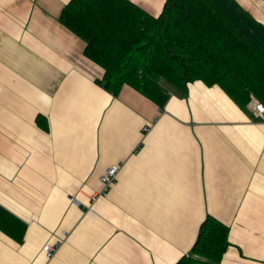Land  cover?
Returning a JSON list of instances; mask_svg holds the SVG:
<instances>
[{"label": "crops", "instance_id": "crops-1", "mask_svg": "<svg viewBox=\"0 0 264 264\" xmlns=\"http://www.w3.org/2000/svg\"><path fill=\"white\" fill-rule=\"evenodd\" d=\"M69 1L0 0V207L25 225L0 230V264H175L208 216L229 227L220 264H264V120L202 81L164 83L162 109L112 96L59 21ZM128 1L158 17L166 0ZM219 5L264 55V0Z\"/></svg>", "mask_w": 264, "mask_h": 264}, {"label": "trees", "instance_id": "trees-1", "mask_svg": "<svg viewBox=\"0 0 264 264\" xmlns=\"http://www.w3.org/2000/svg\"><path fill=\"white\" fill-rule=\"evenodd\" d=\"M219 1L166 0L158 17L128 0H70L60 23L85 43L103 70L96 83L117 97L127 85L162 109L164 83L179 90L202 81L241 109L264 105V55L224 13ZM0 230L22 242L25 225L0 207ZM229 227L208 216L187 255L175 264H220Z\"/></svg>", "mask_w": 264, "mask_h": 264}, {"label": "built area", "instance_id": "built-area-1", "mask_svg": "<svg viewBox=\"0 0 264 264\" xmlns=\"http://www.w3.org/2000/svg\"><path fill=\"white\" fill-rule=\"evenodd\" d=\"M248 108L257 116L264 120V105L260 103L255 98H251L250 103L248 104ZM147 129H144L146 131ZM120 170L119 165H112L104 169L102 175L100 176V183L102 185V189L100 192L91 195V202L95 203L100 197H105L108 193L109 188L114 184L118 172ZM73 200V199H72ZM66 236L65 232H62V237L58 238L55 242L46 244L42 248V252L47 260L52 259L62 243L64 242V237Z\"/></svg>", "mask_w": 264, "mask_h": 264}, {"label": "rangeland", "instance_id": "rangeland-1", "mask_svg": "<svg viewBox=\"0 0 264 264\" xmlns=\"http://www.w3.org/2000/svg\"><path fill=\"white\" fill-rule=\"evenodd\" d=\"M221 7V6H220ZM221 9H222V7H221ZM223 10V9H222Z\"/></svg>", "mask_w": 264, "mask_h": 264}]
</instances>
